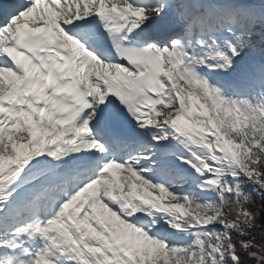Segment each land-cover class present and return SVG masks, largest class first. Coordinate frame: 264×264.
<instances>
[{"label": "snow or ice", "instance_id": "6c2138e0", "mask_svg": "<svg viewBox=\"0 0 264 264\" xmlns=\"http://www.w3.org/2000/svg\"><path fill=\"white\" fill-rule=\"evenodd\" d=\"M0 264H264V0H0Z\"/></svg>", "mask_w": 264, "mask_h": 264}]
</instances>
